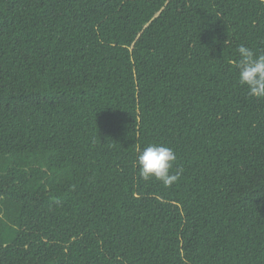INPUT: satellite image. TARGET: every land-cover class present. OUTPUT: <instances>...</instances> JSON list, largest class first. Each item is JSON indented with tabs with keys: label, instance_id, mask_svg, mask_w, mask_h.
Segmentation results:
<instances>
[{
	"label": "trees",
	"instance_id": "1",
	"mask_svg": "<svg viewBox=\"0 0 264 264\" xmlns=\"http://www.w3.org/2000/svg\"><path fill=\"white\" fill-rule=\"evenodd\" d=\"M241 44L264 52V0H0V264H264Z\"/></svg>",
	"mask_w": 264,
	"mask_h": 264
},
{
	"label": "clouds",
	"instance_id": "2",
	"mask_svg": "<svg viewBox=\"0 0 264 264\" xmlns=\"http://www.w3.org/2000/svg\"><path fill=\"white\" fill-rule=\"evenodd\" d=\"M239 59L235 62L238 80L246 85L248 94L264 98V52L251 47L238 46ZM178 159L174 149L164 143H149L137 153L139 177L145 181L155 179L166 188L172 187L181 177V170L172 171Z\"/></svg>",
	"mask_w": 264,
	"mask_h": 264
}]
</instances>
